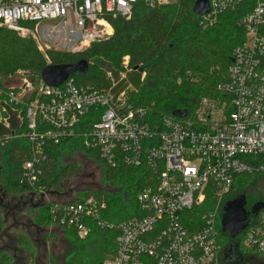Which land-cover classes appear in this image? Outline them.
Instances as JSON below:
<instances>
[{
  "label": "built area",
  "instance_id": "built-area-1",
  "mask_svg": "<svg viewBox=\"0 0 264 264\" xmlns=\"http://www.w3.org/2000/svg\"><path fill=\"white\" fill-rule=\"evenodd\" d=\"M174 1L144 3L155 8ZM137 2L0 0V27L32 39L43 54L56 49L80 52L112 36L107 15L129 18ZM208 3V14L198 16L204 28L213 26L223 12L247 4L238 21L244 40L233 49L216 96L202 98L182 117L158 116L148 107L128 103L127 93L133 90L121 89L128 57L117 76L105 73L108 88L80 85L72 77L58 87L41 80L34 85L22 72L17 73L20 87L0 88V147L14 138L29 145L30 157L22 164L23 182L32 188L26 195L34 194L35 202L42 198L39 208L57 225L74 229L81 240L92 225L116 230L114 253L102 264H220L217 224L222 204L237 177L264 174V0ZM53 37L60 39L57 45ZM11 113H17L18 125ZM70 139L95 151L110 168L143 169L137 215L114 224L104 218L107 204L101 196L78 199L73 193L69 199L71 192L36 184L50 145ZM209 198L215 201L213 210L196 212ZM242 235L243 248L264 258V206L249 217Z\"/></svg>",
  "mask_w": 264,
  "mask_h": 264
},
{
  "label": "trees",
  "instance_id": "trees-1",
  "mask_svg": "<svg viewBox=\"0 0 264 264\" xmlns=\"http://www.w3.org/2000/svg\"><path fill=\"white\" fill-rule=\"evenodd\" d=\"M195 1L175 0L150 8L144 0H138L129 18L107 15L106 20L113 28L112 36L80 52L47 50L43 54L32 39L21 38L16 32L0 27V88H8L5 86L8 77L18 72L36 85L41 80V71L48 64H75L80 60L88 63V70L70 77L80 85L108 88L110 81L105 73L110 71L117 76L124 71L123 58L128 57L129 71L126 74H136L139 69L144 73L139 84L141 77L137 78L138 87L127 93L128 103L133 107H148L158 116H173L176 111L191 113L202 98L216 96L215 87L226 77L232 51L244 40V30L238 21L248 11L247 4L242 3L223 12L213 26L204 28L200 25V18L192 12ZM47 154L37 185L43 184L46 189L56 192L64 191L63 180L75 176L77 167L62 162H66L67 156L79 154L101 167L104 188L79 190L75 197L101 196L107 204L104 218L114 224L137 215L135 198L144 185L143 169L124 165L110 168L101 162L95 151L84 149L77 139L50 145ZM29 157V145L24 138L11 139L0 147L2 185L9 193L24 195L32 191L22 179V164ZM260 177L264 174L237 177L231 197L226 201L241 195L246 197L248 183ZM214 206L215 201L209 198L195 211L203 214L213 210ZM42 209L32 211L35 224L44 229L56 227L73 238L66 264H102L107 256L114 253L116 230H102L92 225L89 236L81 240L74 229L57 225L48 211H40ZM217 225L220 264H238L237 258L241 264H257L259 259L264 262V258L243 248L242 233L231 238L227 232L221 231V222ZM2 227L0 219V230ZM19 242L27 250H34L25 236H20ZM7 259L4 256L3 261ZM49 264L59 263L50 259Z\"/></svg>",
  "mask_w": 264,
  "mask_h": 264
},
{
  "label": "rangeland",
  "instance_id": "rangeland-1",
  "mask_svg": "<svg viewBox=\"0 0 264 264\" xmlns=\"http://www.w3.org/2000/svg\"><path fill=\"white\" fill-rule=\"evenodd\" d=\"M47 24L52 26V28L58 27L56 22H49ZM52 41L55 45H57L60 42V39L53 37ZM141 73L142 72L139 69L136 70V74H126L125 79L122 82L121 89L129 88L130 90H135L138 87L139 82L142 81ZM139 77H141L140 80H138ZM8 78L9 79L5 82L6 87L18 88L22 85L20 75L15 74ZM11 116L13 119H15V121H18L16 122V125H18L19 120L17 118V113H11ZM65 159L67 160L66 162L63 161V164H74L77 167V174L70 177L68 180H63L62 182L64 191L71 192L69 199L72 197L73 193H76L79 190L96 191L100 188H104V184L102 183L100 176L101 167H99L97 164L79 154L67 156L65 157ZM252 182L253 183H248V186L246 187V198H258L264 202V177L256 178ZM230 197L231 194L227 196V199H229ZM34 200H36V198H34ZM40 211H45V208ZM35 234L36 233H34V235H31V240L33 242L32 248H38L39 250V254L37 255V264H49L50 259H53V261H58L59 264H66L72 248L73 238L70 235H68L67 233H63L61 230H58L53 226H51V228L49 229H43L38 234ZM49 234L51 235L50 237L48 236ZM260 260L261 259H259V263L257 264H264V262ZM237 263L241 264L238 258Z\"/></svg>",
  "mask_w": 264,
  "mask_h": 264
},
{
  "label": "flooded vegetation",
  "instance_id": "flooded-vegetation-1",
  "mask_svg": "<svg viewBox=\"0 0 264 264\" xmlns=\"http://www.w3.org/2000/svg\"><path fill=\"white\" fill-rule=\"evenodd\" d=\"M2 168L0 165V219L3 227L0 230V264H37L38 248L27 250L19 240L20 236H25L32 242L31 235L38 234L44 228L35 224L34 214L30 206L37 203L34 200V194L15 195L9 193L2 185ZM67 193H70L69 191ZM245 213L249 218L252 213V208L257 203L264 206V202L258 198L245 197ZM35 234V235H36ZM34 252V256L32 255ZM8 259L3 261V258Z\"/></svg>",
  "mask_w": 264,
  "mask_h": 264
},
{
  "label": "water",
  "instance_id": "water-1",
  "mask_svg": "<svg viewBox=\"0 0 264 264\" xmlns=\"http://www.w3.org/2000/svg\"><path fill=\"white\" fill-rule=\"evenodd\" d=\"M192 12L196 16L206 15L209 12L208 0H196L192 7ZM88 70V63L80 60L75 64L51 65L48 64L40 73L41 81L53 87L62 85L70 76L75 73H85ZM187 112L176 111L175 117H182ZM42 204V198L34 205L30 206L32 210L38 209ZM245 196L241 195L233 200L222 204L221 211V231L227 232L231 238L240 235L249 223V218L245 213ZM263 207V204L257 203L252 208V213H256Z\"/></svg>",
  "mask_w": 264,
  "mask_h": 264
}]
</instances>
